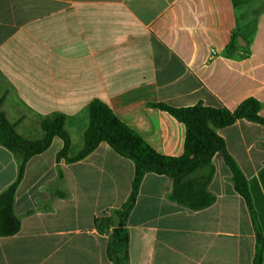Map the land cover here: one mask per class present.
Instances as JSON below:
<instances>
[{"label":"crops","instance_id":"0c3cea01","mask_svg":"<svg viewBox=\"0 0 264 264\" xmlns=\"http://www.w3.org/2000/svg\"><path fill=\"white\" fill-rule=\"evenodd\" d=\"M249 98L264 118V0H0L2 110L26 139L62 114L76 154L99 100L156 152L180 157L186 127L158 104L235 111ZM217 132L248 180L253 214L221 153L216 200L200 211L171 198V178L148 173L127 221L129 264H254L258 230L264 258V127L240 119ZM63 146L54 137L26 164L21 229L0 236V264H113L95 219L128 200L135 164L106 142L58 161ZM18 168L0 146V194Z\"/></svg>","mask_w":264,"mask_h":264},{"label":"trees","instance_id":"16d2710c","mask_svg":"<svg viewBox=\"0 0 264 264\" xmlns=\"http://www.w3.org/2000/svg\"><path fill=\"white\" fill-rule=\"evenodd\" d=\"M0 99V146L10 150L19 162L18 175L5 191L0 194V236L17 234L21 220L15 213V195L23 179L28 161L46 151L54 137L63 140V149L57 160L77 162L93 152L102 142H106L119 155L132 160L135 174L132 191L128 200L119 208L109 210L95 219L98 232L108 235L107 256L113 264H129V232L127 221L137 200L140 186L146 174L155 173L172 179L171 198L193 211H200L214 204L216 197L209 186L215 173L213 157L221 153L226 166L232 173L235 190L244 198L253 214L252 197L248 180L236 160L227 150L225 140L217 130L231 126L240 119L258 123L264 127V118L259 115L262 107L253 98L243 101L235 111L224 107L214 108L202 103L174 108L165 104L157 106L186 127L185 151L180 157H170L156 152L137 133L120 121L103 102L94 100L87 107L89 124L84 133V144L76 154L72 153V140L66 130L68 117L62 114L47 116L41 121L43 136L30 140L20 135L2 110ZM257 252L254 264H264L263 237L257 231Z\"/></svg>","mask_w":264,"mask_h":264}]
</instances>
